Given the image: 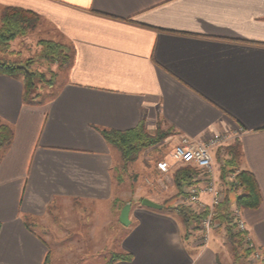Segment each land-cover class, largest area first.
<instances>
[{
	"label": "crops",
	"instance_id": "obj_1",
	"mask_svg": "<svg viewBox=\"0 0 264 264\" xmlns=\"http://www.w3.org/2000/svg\"><path fill=\"white\" fill-rule=\"evenodd\" d=\"M6 7L38 15L74 58L47 103L26 104L22 78L0 75V120L14 130L0 155V264H51L53 247L71 246L52 243L71 226L59 218L63 207L109 204V217L121 162L102 131L141 123L149 133L170 130L171 149L224 133L239 141L241 170L262 197L242 214L264 257V0H0ZM143 164L154 189L140 185L135 195L177 203L171 172ZM129 220L107 264L114 254L129 259L111 264H222L217 241L186 237L177 215L141 204Z\"/></svg>",
	"mask_w": 264,
	"mask_h": 264
},
{
	"label": "rangeland",
	"instance_id": "obj_2",
	"mask_svg": "<svg viewBox=\"0 0 264 264\" xmlns=\"http://www.w3.org/2000/svg\"><path fill=\"white\" fill-rule=\"evenodd\" d=\"M2 9H0L1 15ZM49 31V33H48ZM50 28L45 24L40 23L38 27L26 37H18L10 44L9 52L3 56L8 62L23 64L28 60H36L33 69L39 73L45 74L46 79L50 80L53 75H55V85L49 87L47 85H39V90L37 94L40 95L38 102L47 103L52 100L61 90L65 81L67 80L70 73V66L61 67L60 63L51 62L45 59L43 53L41 41H51V35H54ZM64 45H67L71 49V59L74 58V52L72 46L63 41H59ZM73 61V60H72ZM167 131V130H164ZM237 140L230 141L227 145L220 147L213 151V165L218 174L217 177L220 179V184L222 185L223 201L221 205L225 202L227 195H231L234 200V193H228L231 188L226 182V176L224 179L221 177V166L227 160L228 155L226 154V149L235 145ZM170 145H166L165 141L159 146L152 147L148 150L143 151L136 162L130 164L127 170L120 172V164L117 166L119 175L121 177V183L117 189V204L112 210V214L106 217L105 213L109 204H105L101 207V211L94 209V205L87 203H75L74 205L61 208L59 214L61 222L66 225H71L70 227H64V233H54L52 235V243H67L70 241L71 246L53 247V258L51 264H107L112 253L118 252L119 243L126 232V226L120 222L121 213L123 208L127 203H131L132 206L141 205L142 198L152 195H135L138 186H145V190L153 191V180L154 175L151 171L144 166L143 163H158L160 161H167L172 166L171 176L173 177L177 171L183 168H190L193 172V177L198 176L197 170L190 166H186L180 163H176L171 159V152L173 149ZM114 158L117 160L120 157V152L117 149L113 150ZM150 161H149V160ZM241 167V166H240ZM241 169V168H240ZM156 180L158 176L155 175ZM237 180V179H236ZM193 183V182H192ZM168 187L167 182L165 184ZM190 185H185L184 187L190 188ZM186 189H183L177 203L166 200L164 204L170 206L186 207L185 203L189 195L186 193ZM185 191V192H184ZM237 193H241L238 190ZM170 197L171 195H166ZM236 205V203H233ZM231 206V207H232ZM62 211H64L62 214ZM228 216L230 219L229 227L232 230V234L238 236L241 240L242 246L239 248L238 252H246L247 246L244 238L235 230V226L231 217V211L229 209ZM200 221H192L186 229V237L192 236L194 241L197 243H204L202 228L200 226ZM68 223V224H67ZM73 225H75V230L73 231ZM228 225L221 224L218 220L214 222L210 242L213 239L217 241L219 246L218 253L222 260V264H254L253 261L248 257H240L236 259L234 254V248L229 240L227 233ZM59 234V237L56 236ZM208 244V245H209Z\"/></svg>",
	"mask_w": 264,
	"mask_h": 264
},
{
	"label": "trees",
	"instance_id": "obj_3",
	"mask_svg": "<svg viewBox=\"0 0 264 264\" xmlns=\"http://www.w3.org/2000/svg\"><path fill=\"white\" fill-rule=\"evenodd\" d=\"M39 24L40 17L38 15L23 9L6 7L2 9L0 15V75L22 78L23 100L26 104L38 103L40 98V95L37 94L39 85L53 87L55 85V75L48 80L45 74L33 69L36 60H28L23 64H18L6 61L3 56L9 52L12 41L18 37L28 36ZM40 45L43 48L42 54L48 61L60 63L62 68L72 64V51L67 45L55 41H41ZM102 135L108 144L120 152V172H125L130 164L138 160L139 155L143 151L159 146L172 135V132L170 130L164 131L160 126L155 133H149L145 124L141 123L136 129L128 132L103 130ZM13 139L14 130L12 126L0 120V155L11 145ZM226 154L228 158L221 166V177L224 179L229 173L237 174V182L230 185L231 188L228 190L229 194L234 193L236 195H234V200L231 195H227L225 202L216 209L215 220H218L221 224L228 225L229 240L233 245L236 259H239L240 257L250 256L251 250H247L243 255L238 252L242 243L238 236L232 234V230L229 227V209L233 203H236L240 209L256 210L262 203V197L254 175L249 171L240 169L242 153L239 141H236L235 145L229 146L226 149ZM192 175L193 172L190 168H183L175 173L174 184L179 195L185 185L192 184ZM118 181L121 182V177L118 178ZM238 190H241V193H237ZM142 201L143 199L141 203ZM163 206L162 211L177 215L186 229L192 221H200L207 216V212L198 215L187 207L167 204H163ZM127 259H129L127 255L114 254L109 264Z\"/></svg>",
	"mask_w": 264,
	"mask_h": 264
},
{
	"label": "built area",
	"instance_id": "obj_4",
	"mask_svg": "<svg viewBox=\"0 0 264 264\" xmlns=\"http://www.w3.org/2000/svg\"><path fill=\"white\" fill-rule=\"evenodd\" d=\"M230 139L229 133L217 135L209 140L183 138L171 152V159L174 162L190 166L198 172V176L193 177L190 188L186 189L189 197L185 206L198 215L207 212V216L199 222L202 228L204 240L202 244L204 246L210 242L213 225L216 221V209L221 205L224 197L220 179L217 177V171L213 165V151L227 145ZM157 169L162 174H168L171 172L172 166L167 161H160L157 163ZM236 179V173H229L226 176V182L229 184H235ZM202 195H208L211 198L209 204H204L201 201ZM230 211L235 230L244 238L247 249L251 250L250 259L254 264H264L262 252L250 237L242 209L233 205Z\"/></svg>",
	"mask_w": 264,
	"mask_h": 264
},
{
	"label": "water",
	"instance_id": "obj_5",
	"mask_svg": "<svg viewBox=\"0 0 264 264\" xmlns=\"http://www.w3.org/2000/svg\"><path fill=\"white\" fill-rule=\"evenodd\" d=\"M141 204H142L143 207L154 209V210H162L163 207H164L163 205L155 203L154 201H151V200H149L147 198L143 199ZM131 207H132V204L131 203H127L125 205V207L123 208V211L121 213L120 222L123 225H125L126 227L130 226V224H131V222L129 220Z\"/></svg>",
	"mask_w": 264,
	"mask_h": 264
}]
</instances>
